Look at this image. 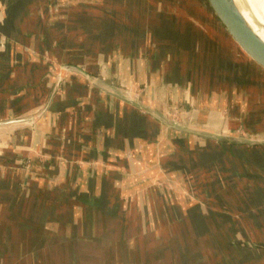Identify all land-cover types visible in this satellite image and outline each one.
Wrapping results in <instances>:
<instances>
[{
	"label": "crops",
	"instance_id": "1",
	"mask_svg": "<svg viewBox=\"0 0 264 264\" xmlns=\"http://www.w3.org/2000/svg\"><path fill=\"white\" fill-rule=\"evenodd\" d=\"M129 2L0 0V248L5 249L0 254V264L58 262L51 257L40 258L37 250L49 242L48 246L58 247V237L70 234L67 224L55 223L54 219L84 215L83 201L87 198L123 200L125 176L144 175L148 169L164 172L165 167H172L174 158V168L179 170L188 162L181 160L182 153L204 149L210 158L216 149L206 142L211 139L164 123L172 120L166 112V102L193 106L198 97L189 94L184 99H162L165 79L160 80L158 74L157 85L150 86L151 62L145 56L149 50L138 49L127 60L122 58L125 52L118 53L115 23L119 7ZM77 24L80 29L75 27ZM40 55L53 63L39 60ZM67 64L80 67L92 80L65 73L58 84L61 67ZM254 79L257 87L237 90L251 91L264 105V73L259 71ZM140 80L146 89L142 95L136 90ZM123 85L127 92L120 90ZM195 112L200 116L191 113V121L181 124L219 132L223 113L206 111L204 107ZM205 114L215 117L207 119ZM256 131L260 133L258 138H249L264 140V130ZM219 133L237 137L223 130ZM221 148L240 154L238 161H233L241 169L237 166V183H230L232 186L238 189L264 183V143L227 142ZM28 160L30 168H26ZM43 160L44 165H40ZM249 161L253 163L252 170L247 168ZM224 178L229 183L233 175ZM260 187L239 193V199L250 200L251 204L241 209H223L241 216L243 225L239 227L245 231L264 228V187L258 191ZM228 200L227 206H233ZM210 226L207 231L214 230ZM221 230H229V226ZM126 258L127 255L119 261L115 256L112 262L124 264ZM59 259L62 264L69 261L66 256ZM252 262L263 264L264 257L260 261V256H254Z\"/></svg>",
	"mask_w": 264,
	"mask_h": 264
},
{
	"label": "rangeland",
	"instance_id": "2",
	"mask_svg": "<svg viewBox=\"0 0 264 264\" xmlns=\"http://www.w3.org/2000/svg\"><path fill=\"white\" fill-rule=\"evenodd\" d=\"M74 1L93 2V0ZM130 1L128 4L123 3L124 6H120L118 10L121 14L118 13L119 16L115 23L116 30H114L118 37V53L125 52L122 58L127 60V56L130 58V54L132 52L137 53L138 49L140 52L149 50L150 54L144 55L146 61L151 62L150 68L147 65L145 66L149 68V73H151L148 78L153 79L150 86L157 85L155 80L158 74L160 80L165 79V90H163L162 99H184L189 94L192 97L199 98L195 99L197 103H194L193 106L180 101L179 103L170 100V102H166L165 108L170 119L179 123L189 122L191 121L189 118L192 115L191 113L200 116L195 110L199 111L204 107L206 111H217L224 114V123H221L218 127L219 132L223 130L226 133H234L240 140L249 137L258 138L260 133L256 131L251 122L259 118H261L259 124L264 122V105L261 99L252 96L251 91H240L231 89L232 87L229 88V86L212 83V79L210 80L209 77V66L198 63L187 53L176 51L170 46L157 44L151 40L143 41V38H141L142 27H152L160 22L175 26L182 32H185V30L198 31L202 33L204 43L216 53L218 49L223 58L241 59V55L231 47L230 43L226 42V39V41H223L224 37L220 29L213 23V20L211 21L208 12L200 5L196 7V0H186L190 5H195V7L189 6L186 8L169 4L165 0ZM75 27L78 29L79 25L77 24ZM112 38L115 40L114 36ZM70 46L72 47L73 44ZM40 56L41 58L38 59L48 65L53 63L49 57ZM122 83L126 84V82ZM141 83L142 81L138 83L139 85L136 88L139 95H142L143 92L146 93V89L141 87ZM124 85L120 90L127 92L128 88ZM24 90L26 91V88ZM224 94L226 96H223ZM205 115L207 119L215 117L214 114ZM256 115H259V117H256ZM261 130H264V127ZM226 137L230 140L237 139L232 138L235 137L233 135H227ZM168 139L169 137H166L165 141L167 142ZM206 142L216 147L211 152L212 157L210 158L204 152L188 151V153H185L186 155L181 154V160L188 162L185 164L186 166L179 170H175V162L173 161L176 158H174L170 162L172 167H165L164 172L163 169H151V171L148 169L145 170L144 175L125 176V184L121 192L124 194L123 201L128 206L127 215L114 221L107 219L106 222L98 223L96 228H91L96 239H100V241L86 245L88 252L86 255L89 256L88 258H92V261H88L87 264H110L114 261L115 256L121 261L125 254L127 255V262L131 264L134 262L135 257H138L144 263L151 260L154 264H177L173 263L176 251H179L178 255L185 253V251H188V253L192 251L195 256L205 255L206 250L204 248L208 241L196 242L199 245L196 246L197 248L193 247L194 249L184 247L190 240L183 241L185 243L182 245L184 250L180 247L182 244L180 236L188 234V238L197 241V235L201 234V229H203L202 225L196 224L195 227L198 230H191L189 227L190 217L188 216L191 213L197 215V212H195L197 209L203 210L209 216L210 211L227 214L223 209L244 208L246 203H251L250 200L244 202L243 199H239V193L252 191L256 186H261L262 189L264 187V183H258L257 185L250 183L242 185L238 189L232 186L230 183H237L238 171L231 174L227 173L233 169L232 165L238 161L237 156L240 154L233 150L224 151L221 148L222 143L220 141L207 140ZM175 147L178 148L176 145ZM263 157L262 159H264ZM243 159L251 160L250 157L245 158V156H243ZM25 163L26 168H30L32 165L30 160ZM43 163H45L44 160L40 165H44ZM248 163L249 165L246 163L247 168L252 170L253 163L251 161ZM235 167H237V164ZM227 175H233V179H229V183L224 180ZM206 183H208V187L205 186ZM261 187L258 188V191ZM239 189H242V191L240 192ZM228 199H230V204L233 206H227L226 200L229 201ZM221 203L225 204L221 205ZM208 218V223L212 222V217ZM216 218L218 217L216 216ZM96 219H98L97 216ZM196 231H198V234ZM158 255L160 256L158 257ZM149 256L152 258H149ZM205 260L207 264H254L252 259H243L242 263L240 261L235 262L230 256L219 253L218 255L214 254L210 260L208 258L203 259V263ZM181 261L182 258L179 259L178 264H184V260Z\"/></svg>",
	"mask_w": 264,
	"mask_h": 264
},
{
	"label": "water",
	"instance_id": "3",
	"mask_svg": "<svg viewBox=\"0 0 264 264\" xmlns=\"http://www.w3.org/2000/svg\"><path fill=\"white\" fill-rule=\"evenodd\" d=\"M165 1L178 7H195V5L196 7H199L200 5L204 8L208 12L211 21L213 20V23L217 25L218 29H220L221 33L225 36L227 42L230 43L231 47L241 55V59L236 60L231 58L229 59L228 57L223 58L218 49L217 54L213 49L208 47L206 43H204V39L201 36L202 33H199L198 31L193 30L190 32L185 30V32H182V30H179V28L175 26L165 25L160 22L152 27H142L140 35L144 41L151 40L157 44L170 46L176 51L187 53L192 56L196 61H198V63H204L207 67L209 66L210 80L212 79L211 81L216 84L225 85L226 87L229 86V88L232 87V89L242 90L252 89L259 85L254 78L259 71L264 73V38L261 37L254 26V24H256L259 28L262 26V22H260L257 16H255L256 21H254L255 18L253 19L251 17V19H253V23L255 22L253 24L252 20L250 21L245 16L237 0H196L195 5H190L186 0ZM244 9L249 13L252 11L253 14H255L253 8H251L248 4ZM228 56L230 57V55ZM65 73H77L92 80L88 73L80 67L67 64L61 67V72L57 82L58 84ZM123 98L130 101L128 96H123ZM164 123L175 130L207 137L208 139L215 141L230 143L242 142L249 144L264 143V140L255 138L240 140L237 137H232L237 139L230 140V138H227V135L225 134L212 133L199 128L188 127L175 120H167L164 121ZM246 176L251 177L252 175L246 174ZM84 204L86 205H84L85 208L91 207L96 214L102 212L105 213L108 210L105 198L102 199V205L100 206L92 202ZM111 211L114 213L116 210L113 208ZM86 218L87 212L85 211L84 215L79 217H73L70 215L54 219L55 223L61 222L67 224L69 226L67 228H70L71 232L68 235L58 237V247L53 248L48 246L50 242L48 245L45 243L44 246H39L37 248L38 256L40 258L43 256L46 258L51 257L59 262L53 264H62L60 263L61 260L59 258L65 256L69 261L64 264H87L88 261H92V258H88L89 256L86 255L88 253L86 245L89 243L99 242L100 239H96L94 232L91 231V228H96V226L89 227ZM54 241L56 240L54 239ZM182 245L184 244H181L180 247L184 250ZM197 245L199 244L196 242H189L185 244L184 247L194 249L193 247L197 248ZM7 250L10 251V249H6V251ZM204 250H206L205 255L201 256H195L192 251H190L191 253H188V251H185V253L181 252L182 254L178 255L179 251H176L175 254L172 253L175 256L173 263L178 264L179 259L182 258V261L184 260V264H207L206 260L203 263V259L208 258V260H210V258H213L214 254L218 255V253L230 256L235 262L240 261L242 263L243 259H252L253 261L254 256H257V259L258 256H260V261H263L264 238H252L245 236L232 239L223 237L212 243H207ZM3 252H5V249L0 248V254ZM124 256H126V254ZM159 256L160 255H158V257ZM149 258L152 257L149 256ZM133 260L135 263L133 262L132 264H154L151 260L144 263L138 257H135ZM110 264L115 263L111 262ZM124 264L131 263L127 262Z\"/></svg>",
	"mask_w": 264,
	"mask_h": 264
},
{
	"label": "trees",
	"instance_id": "4",
	"mask_svg": "<svg viewBox=\"0 0 264 264\" xmlns=\"http://www.w3.org/2000/svg\"><path fill=\"white\" fill-rule=\"evenodd\" d=\"M222 36L224 37L223 41H226L225 36L223 34H222ZM143 41H144V39H143ZM256 117H259V115H256ZM259 119H261V118H259ZM259 119L251 122V123H253L252 126H255V129L264 127V122H261L259 124ZM226 143L227 142H222V144H226ZM163 150L165 152L167 151L166 148H163ZM198 152H200V153L204 152L205 155L207 154L204 149H198ZM232 167H233V169H231V173H234L235 171H237L238 167H235L234 164L232 165ZM83 202L84 203H91L92 202V203L98 204L99 206L102 205V200H99V201L89 200L87 198ZM105 203L107 204V209H108L105 213L102 212V213L96 214V212L91 207L85 208V211L87 212V218L86 219H87L89 227L96 226L100 222L101 223L106 222L107 219L114 221V220H118L121 217L123 218L124 215H127V207H128L127 203H124V201L120 197H117L115 199L105 198ZM113 208L116 210V211H114V213L112 211H109ZM195 212H197V215L195 213H191L188 216V217H190L189 227L192 230H196V227H195L196 224L202 225L203 229H201L202 230L201 234H198V231H196L198 234L197 235L198 236L197 241L195 239L191 240V238H188L189 237L188 234L185 236H180L182 244H185L184 242L189 241V240H190L189 241L190 243H194V242H198V241H201V242L208 241V243H212L215 240L223 238V237H228V238H232V239L233 238L236 239L238 237H245V236L252 237V238L253 237L264 238V231H263L264 228L260 229V230L258 229L256 232H254L252 230L251 231H247V230L245 231L243 226L239 227V225L242 224V222H243L241 216L228 214V213L227 214H223V213L219 214L217 211H215V213L210 211V215L207 216L203 212V210H201V209H197V210H195ZM233 212H234V210H233ZM96 216L98 217V219H96ZM216 216L218 218H216ZM208 217H212V220H211L212 222L208 223V219H209ZM209 224H211L210 227H212V225L214 226V230L207 231L206 228H207V225H209ZM224 225L229 226V230H226V231L221 230V228H223ZM252 229H254V227H252ZM196 232H195V234H196ZM221 232L225 233V234H222Z\"/></svg>",
	"mask_w": 264,
	"mask_h": 264
},
{
	"label": "bare ground",
	"instance_id": "5",
	"mask_svg": "<svg viewBox=\"0 0 264 264\" xmlns=\"http://www.w3.org/2000/svg\"><path fill=\"white\" fill-rule=\"evenodd\" d=\"M237 2L239 3V6L241 7L245 16L250 21L252 20V23L255 16H257L260 22H262V26L260 28L256 26V24H254L255 22L253 24L261 37L264 38V0H237ZM247 4L250 5L251 8H253L255 14H253L252 11L249 13L244 9ZM251 17L253 19H251ZM254 21H256V18L254 19Z\"/></svg>",
	"mask_w": 264,
	"mask_h": 264
}]
</instances>
